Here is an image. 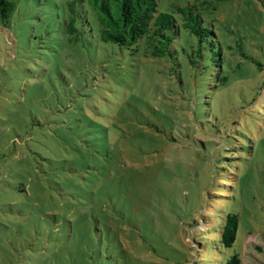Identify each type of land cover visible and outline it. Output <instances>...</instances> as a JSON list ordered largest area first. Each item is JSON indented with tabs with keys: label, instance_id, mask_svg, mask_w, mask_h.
Returning a JSON list of instances; mask_svg holds the SVG:
<instances>
[{
	"label": "rangeland",
	"instance_id": "374dc122",
	"mask_svg": "<svg viewBox=\"0 0 264 264\" xmlns=\"http://www.w3.org/2000/svg\"><path fill=\"white\" fill-rule=\"evenodd\" d=\"M8 1L0 264H222L232 250L264 264V0H188L216 34L210 74L185 31L176 67L79 17L67 33L73 0Z\"/></svg>",
	"mask_w": 264,
	"mask_h": 264
},
{
	"label": "trees",
	"instance_id": "16d2710c",
	"mask_svg": "<svg viewBox=\"0 0 264 264\" xmlns=\"http://www.w3.org/2000/svg\"><path fill=\"white\" fill-rule=\"evenodd\" d=\"M162 0H73L68 5L71 13L66 32L75 34V18L79 17L82 28L95 33L99 41L113 43L118 47L134 50L143 47L153 58H168L177 67L179 62L178 38L185 31L194 39L189 63L194 69L201 67L204 72L221 73V52L216 48V34L203 20L197 8L187 3H170L160 6ZM83 10L79 15L76 8ZM14 9L8 0H0V20L6 22ZM182 48V52H183ZM222 82L227 77L221 78ZM238 230V217L227 214L222 221L218 244L232 249ZM222 264H241V255L234 250Z\"/></svg>",
	"mask_w": 264,
	"mask_h": 264
}]
</instances>
